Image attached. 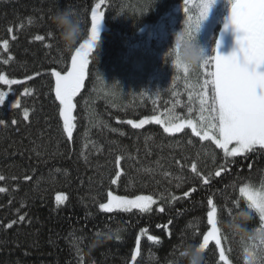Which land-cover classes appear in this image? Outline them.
Masks as SVG:
<instances>
[{
    "label": "trees",
    "instance_id": "1",
    "mask_svg": "<svg viewBox=\"0 0 264 264\" xmlns=\"http://www.w3.org/2000/svg\"><path fill=\"white\" fill-rule=\"evenodd\" d=\"M98 2L0 0V76L21 81H0L5 100L0 105L5 121L0 124L5 178L0 180L5 189L0 192V264H187L183 251L199 246L210 227L208 199L217 205L218 217L228 219L229 208L233 214L238 210L237 200L239 208L245 206L239 187L264 188V150L258 146L228 157V170L216 176L226 161L214 141L202 140L189 127L169 133L154 122L142 128L127 123L159 114L168 123L190 119L199 125L198 85L206 77L200 68L185 77L167 55L188 15L198 12V0L189 5L191 13H185L184 0H105L98 44L74 98L73 138L67 139L51 71L70 68L75 49L91 35V9ZM232 2L215 0L201 23L198 41L208 58L216 55ZM65 7L76 11L83 27L82 40L71 52L64 50L51 20ZM37 35L45 40H36ZM234 35L230 43L240 34ZM118 171L120 179L113 184ZM109 192L149 195L156 203L148 212H105L100 205ZM58 194L67 199L58 204ZM257 225L255 216L250 227ZM222 242L231 263L243 264L239 238L225 232ZM204 256L205 264H222L214 242Z\"/></svg>",
    "mask_w": 264,
    "mask_h": 264
},
{
    "label": "snow or ice",
    "instance_id": "2",
    "mask_svg": "<svg viewBox=\"0 0 264 264\" xmlns=\"http://www.w3.org/2000/svg\"><path fill=\"white\" fill-rule=\"evenodd\" d=\"M105 0H99L93 9H91V35L75 49V54L71 57L70 68L64 69L63 73L53 69L51 76L54 77L55 99L59 101V115L63 119V130L69 141L73 138V131L76 127L73 112L76 108L74 98L80 93L85 83V78L89 69V54L93 51L99 40V27L104 18V12L101 11V5ZM194 0H184L185 13H191L189 7ZM215 0H198L195 15L189 14L186 21L187 31L192 30L195 22L197 28L201 22L207 19L210 8ZM229 22L235 26L237 36L238 51H234L229 56L221 55L217 44L216 55L207 60L200 66L202 75L206 78L198 85L200 104V123L199 125L192 120H181L179 123H168L164 128L166 132H181L185 127L191 128L192 132L202 140H212L216 146L223 150L225 165L215 172L220 176L221 171H227L228 157H236L257 150H264V0H233L231 7V16ZM227 27V25L225 26ZM11 31V29H9ZM52 33H49L51 36ZM15 37H13L14 39ZM38 41H44L45 37L37 35ZM3 46L8 47V42L4 41ZM50 46V45H49ZM175 67L182 71L187 77L188 70L178 63L174 62ZM211 67V71L207 69ZM36 76L41 75L36 73ZM31 80L33 77H28ZM0 81L6 85L21 83L17 80H9L0 76ZM209 88L211 96H209ZM27 92V89H25ZM5 100L0 94V105ZM191 111V109H189ZM209 113L205 116L204 113ZM28 111L25 110L24 118L28 119ZM155 121L157 124L165 123L159 117L140 120L139 122L127 121L134 128H142L146 123ZM5 121L0 120V124ZM16 123L15 120L12 121ZM230 145H234L230 147ZM120 161L117 159L116 165L119 168ZM192 171H197V166L192 165ZM121 172H117L112 183L115 184L120 179ZM0 175V180H4ZM203 183L208 184V177L203 178ZM0 188V192H4ZM196 189L184 193L189 196ZM239 195L244 198L252 207L258 211V219L261 225H264V190H258L250 184H244L239 187ZM67 197L57 195V203H63ZM152 196H136L129 199L126 196H117L112 192L108 193V203H102L100 208L105 212L120 210L130 212L133 208L141 212H148L151 206L155 204ZM207 204L210 210L207 212V224L210 226L206 234L203 235L202 243L199 245L202 249H207L210 242L218 250V258L222 264H230L229 257L226 255V249L222 245V233L217 225L218 210L217 205L212 199H208ZM235 207L239 209V201L235 202ZM164 212V208H159ZM227 213L231 216L232 209ZM21 216L20 220L23 221ZM15 223V221H13ZM11 227V225H8ZM159 227V226H158ZM147 229L141 230V235H145ZM150 241H157L155 236H149ZM226 239V237H223ZM140 251V239H136L135 254ZM231 251V249H227ZM135 254L133 260H135ZM82 259V258H81Z\"/></svg>",
    "mask_w": 264,
    "mask_h": 264
},
{
    "label": "clouds",
    "instance_id": "3",
    "mask_svg": "<svg viewBox=\"0 0 264 264\" xmlns=\"http://www.w3.org/2000/svg\"><path fill=\"white\" fill-rule=\"evenodd\" d=\"M51 20L56 26L64 50L73 51L83 37L82 21L76 11L70 7L60 8L52 15ZM200 28L201 24L197 28L194 22L189 32L185 26L175 34L174 46L167 52L174 62L191 73L196 72L208 58L205 48L198 41ZM258 214L257 209L246 201L245 206L240 207L228 219L217 217V225L222 234L230 232L239 238L243 264H264V225L250 227ZM204 252L205 249L190 244L183 251V256L186 257L187 264H205Z\"/></svg>",
    "mask_w": 264,
    "mask_h": 264
},
{
    "label": "rangeland",
    "instance_id": "4",
    "mask_svg": "<svg viewBox=\"0 0 264 264\" xmlns=\"http://www.w3.org/2000/svg\"><path fill=\"white\" fill-rule=\"evenodd\" d=\"M230 16H231V9H230V11H229V15L227 16V20H226V22H227V27H224V29H223V31H222V36H221V38L219 39V49H218V51H219V53L221 54V55H224V56H229V55H231L234 51H238V44H237V42L236 41H234V42H231L230 43V40H233L234 39V33H235V31H236V29H235V26L234 25H232L230 22H229V20H230ZM225 25V26H226ZM101 26V25H100ZM4 76V75H3ZM4 77H6V76H4ZM7 78V77H6ZM7 79H9V78H7ZM10 80V79H9ZM152 117H159L162 121H164L165 123H163L162 125L164 126V127H166L167 125H168V122L166 121V119H165V117H163V116H161V115H159V114H157V115H155V116H147V117H144V118H142V119H140V120H144V119H146V118H148V119H151ZM140 120H134V122H139ZM181 121V120H180ZM180 121H177V122H170V123H179ZM184 121H186V120H184ZM152 122H154L155 123V121L153 120ZM147 124V123H146ZM234 145H230V147H233ZM241 156V155H240ZM257 189V188H256ZM258 190H264V188H259ZM114 195H117V196H121V195H118V194H115V193H113ZM58 195H61V194H58ZM62 195H64V196H66L65 194H62ZM141 196H149V195H141ZM127 198H129V199H134L135 197H130V196H126ZM153 198V200H155L156 201V199L154 198V197H152ZM65 201V200H64ZM104 203H108V199L104 202ZM155 204H153L151 207H153ZM133 209H137V208H133ZM132 209V210H133ZM139 210V209H138ZM209 210H210V208H209ZM115 211H118V210H115ZM139 239H141L140 238V236H139ZM222 245L224 246V244H223V242H222ZM135 249H136V246H135ZM135 249H134V254H135ZM137 255L138 254H135V258L137 257ZM226 255H227V253H226ZM134 261V260H133ZM229 261H230V264H232L231 263V260H230V258H229Z\"/></svg>",
    "mask_w": 264,
    "mask_h": 264
},
{
    "label": "bare ground",
    "instance_id": "5",
    "mask_svg": "<svg viewBox=\"0 0 264 264\" xmlns=\"http://www.w3.org/2000/svg\"><path fill=\"white\" fill-rule=\"evenodd\" d=\"M73 114H74V112H73Z\"/></svg>",
    "mask_w": 264,
    "mask_h": 264
}]
</instances>
